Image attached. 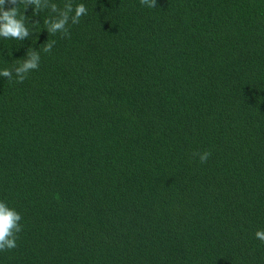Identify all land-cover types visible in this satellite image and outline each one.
<instances>
[{"label":"trees","instance_id":"1","mask_svg":"<svg viewBox=\"0 0 264 264\" xmlns=\"http://www.w3.org/2000/svg\"><path fill=\"white\" fill-rule=\"evenodd\" d=\"M71 2L70 36L30 6L0 38V70L40 54L0 77V264H264V0Z\"/></svg>","mask_w":264,"mask_h":264},{"label":"clouds","instance_id":"2","mask_svg":"<svg viewBox=\"0 0 264 264\" xmlns=\"http://www.w3.org/2000/svg\"><path fill=\"white\" fill-rule=\"evenodd\" d=\"M140 3L149 8L157 7V0H140ZM21 6H23V13ZM30 6L33 7V16L39 15L43 10H49L50 13L55 14L44 21L46 30L51 35L60 33L64 37L70 36L69 23L78 24L81 17L88 13L84 3L74 5L71 0H66L62 8L53 0H0V38L25 41L32 35L25 15ZM54 43L55 41L46 42L43 51L51 53ZM26 57L14 69L0 70V77L11 80L15 73L16 82L23 83L27 75L31 71L38 70L40 65L38 52L28 50ZM196 155H199L201 163H206L211 153L205 151ZM22 219V215L15 208L10 207L5 200H0V252L17 247L18 234L23 231ZM255 238L264 243V229L257 230Z\"/></svg>","mask_w":264,"mask_h":264}]
</instances>
